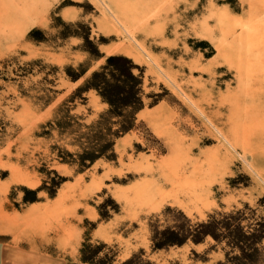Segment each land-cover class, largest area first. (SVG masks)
<instances>
[{
  "label": "rangeland",
  "instance_id": "rangeland-1",
  "mask_svg": "<svg viewBox=\"0 0 264 264\" xmlns=\"http://www.w3.org/2000/svg\"><path fill=\"white\" fill-rule=\"evenodd\" d=\"M31 1L29 18L0 19V264H85L87 235L114 248L115 264L141 252L151 264L224 261L208 252L211 240L154 251L150 224L168 207L196 223L264 197V0ZM18 3L0 0V17ZM59 18L90 26L107 57L144 68L147 92L162 99L117 142V162L83 174L55 161L43 127L87 78L73 83L65 68L93 71L106 59L91 62L81 40L59 39ZM36 28L47 43L29 40ZM85 98L70 105L91 123L107 106L95 92ZM53 171L68 179L57 197L24 203L23 188L38 190ZM109 199L119 213L103 221Z\"/></svg>",
  "mask_w": 264,
  "mask_h": 264
},
{
  "label": "trees",
  "instance_id": "trees-1",
  "mask_svg": "<svg viewBox=\"0 0 264 264\" xmlns=\"http://www.w3.org/2000/svg\"><path fill=\"white\" fill-rule=\"evenodd\" d=\"M57 21L59 23L57 28L60 29L59 39L81 40L82 51L89 56L91 62L106 59L102 66L93 71L91 64L65 68L67 78L73 83L86 76L87 78L84 84L58 107L53 120L43 127V137L56 139L52 146L55 161L83 174L100 161L117 162V142L144 126L139 122L140 113L148 106L158 105L162 99L159 95L147 92L144 68L124 55L107 57L101 53L100 46L103 40L100 42L92 40L90 26L81 22L67 23L61 18ZM28 38L38 44L48 42L45 32L38 28L33 29ZM41 62L35 61L30 65ZM49 91L53 92L52 89ZM90 92H95L107 109L96 120L86 123V118L74 114L75 108L70 104L78 100L87 101L85 95ZM150 99L154 101L148 104ZM51 102L52 99H49L46 105H50ZM67 181L68 179L57 171L48 173L47 180L38 190L23 188L24 203L39 202L38 196L41 192H46L52 199L56 198ZM110 207L112 209H109ZM110 210L119 213V207L113 199L107 200L99 207L103 221L112 219ZM155 219L154 224H150L154 251L181 248L189 244L200 246L211 240L212 245L208 252L221 251L225 255V260L217 264H264V197L259 200L256 207L246 203L242 208L215 212L202 222L194 223L184 212L171 207ZM161 221H164L165 225L161 224ZM87 224L92 226L93 230L97 229L98 224L92 222ZM81 255L85 264H115L118 258V253L113 247L103 242L93 244L89 235L83 243ZM143 255L141 252L140 257L134 256L122 264H151L142 260Z\"/></svg>",
  "mask_w": 264,
  "mask_h": 264
},
{
  "label": "bare ground",
  "instance_id": "bare-ground-1",
  "mask_svg": "<svg viewBox=\"0 0 264 264\" xmlns=\"http://www.w3.org/2000/svg\"><path fill=\"white\" fill-rule=\"evenodd\" d=\"M31 6H33V2L31 0H19V3L17 4V6H15V11L9 10V13L5 15L4 17H0V19L6 20L8 23H11L12 21H14L15 18H18V17L23 18V19L29 18L30 16H32V13H33V9ZM1 14L2 13H0V16ZM2 25L3 24H0V26ZM1 222L6 224V221L3 218V216L0 217V223Z\"/></svg>",
  "mask_w": 264,
  "mask_h": 264
}]
</instances>
